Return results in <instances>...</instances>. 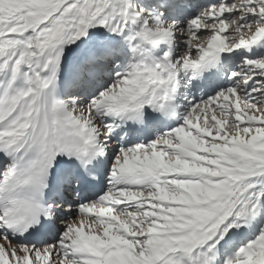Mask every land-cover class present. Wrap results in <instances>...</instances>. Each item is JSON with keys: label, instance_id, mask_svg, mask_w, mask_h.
Wrapping results in <instances>:
<instances>
[{"label": "snow or ice", "instance_id": "obj_1", "mask_svg": "<svg viewBox=\"0 0 264 264\" xmlns=\"http://www.w3.org/2000/svg\"><path fill=\"white\" fill-rule=\"evenodd\" d=\"M0 264H264V0H0Z\"/></svg>", "mask_w": 264, "mask_h": 264}]
</instances>
